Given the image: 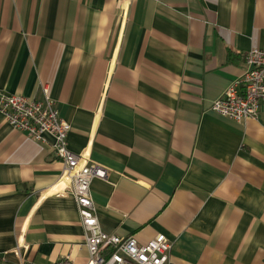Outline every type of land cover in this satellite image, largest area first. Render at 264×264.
I'll return each mask as SVG.
<instances>
[{"label":"crops","instance_id":"0c3cea01","mask_svg":"<svg viewBox=\"0 0 264 264\" xmlns=\"http://www.w3.org/2000/svg\"><path fill=\"white\" fill-rule=\"evenodd\" d=\"M263 46L264 0H0V92L49 86L69 149L107 170L102 229L164 234L170 264H264V103L211 110ZM52 143L0 113V264L87 261Z\"/></svg>","mask_w":264,"mask_h":264},{"label":"built area","instance_id":"2783aa9c","mask_svg":"<svg viewBox=\"0 0 264 264\" xmlns=\"http://www.w3.org/2000/svg\"><path fill=\"white\" fill-rule=\"evenodd\" d=\"M246 69L223 94L213 101L211 110L231 120L242 122L257 118L264 103V46L250 49L245 56ZM40 98L0 92V113L7 124L27 137L44 141L52 136L53 153L62 163V192L72 195L88 252L85 264H170L172 243L164 234H156L146 244L133 237L106 233L98 220L90 186L94 179L107 180V170L92 163L85 153L68 147L70 124L60 116L49 86L40 87ZM16 252L22 246L15 248ZM51 264H75L68 255L59 256Z\"/></svg>","mask_w":264,"mask_h":264}]
</instances>
